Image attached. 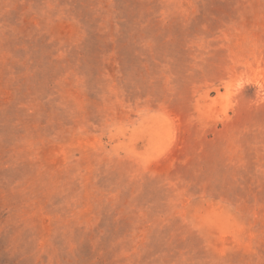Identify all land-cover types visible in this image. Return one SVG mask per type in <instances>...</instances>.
I'll return each mask as SVG.
<instances>
[{
    "label": "rangeland",
    "instance_id": "rangeland-1",
    "mask_svg": "<svg viewBox=\"0 0 264 264\" xmlns=\"http://www.w3.org/2000/svg\"><path fill=\"white\" fill-rule=\"evenodd\" d=\"M0 264H264V0H0Z\"/></svg>",
    "mask_w": 264,
    "mask_h": 264
}]
</instances>
